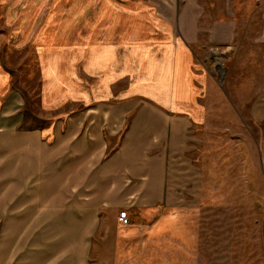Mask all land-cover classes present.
<instances>
[{
  "label": "crops",
  "instance_id": "crops-1",
  "mask_svg": "<svg viewBox=\"0 0 264 264\" xmlns=\"http://www.w3.org/2000/svg\"><path fill=\"white\" fill-rule=\"evenodd\" d=\"M96 6V26L103 28L91 35L100 42L94 60L82 50L78 75L70 68L62 78L54 59L45 60V126L15 129L21 115L8 117L3 104L7 109L9 97L0 101V264H94L92 240L100 233L104 208L113 223L126 210L130 224L114 226L113 242L121 243V251L113 250L107 263L97 239V264H163L142 262L139 252L153 242L161 248L180 244L185 234L179 222L202 202L205 177L195 150L212 81L199 52L232 43L235 29L213 18L212 4L200 0H112ZM123 18L133 47L121 55L115 41L121 40ZM33 39L55 37L37 28ZM107 42L112 44L104 48ZM50 51L53 57L55 49ZM7 84L0 68V95ZM63 101L95 107L52 113ZM241 125L251 146L247 172L264 189V86L249 101ZM184 170L187 190L174 192L185 180ZM187 199L192 204L177 209Z\"/></svg>",
  "mask_w": 264,
  "mask_h": 264
},
{
  "label": "rangeland",
  "instance_id": "rangeland-1",
  "mask_svg": "<svg viewBox=\"0 0 264 264\" xmlns=\"http://www.w3.org/2000/svg\"><path fill=\"white\" fill-rule=\"evenodd\" d=\"M200 1L210 2L212 17L228 20L230 29H235L232 43L221 46L215 45L221 43H213L212 48L199 52L204 56L200 60L204 61L212 81L206 94L207 118L197 128L201 135L196 133L195 157L205 177L201 186L202 202L190 207L192 213L185 212V218L179 222L185 234L180 244L161 248L153 242L143 246L139 255L145 263L163 260V264H264V189L261 180L247 172L251 146L242 136L241 125V116L245 118L249 101L264 86V0ZM102 2L112 0H0V68L8 75L7 88L0 95V101L3 104L9 97L7 109L3 104L8 117L21 115L15 129L46 124L41 117L46 106L42 95L48 85L44 81L45 60L54 59V70L61 78L70 68L78 75L82 50H88L94 60L100 42L91 35L97 29V33H101L103 28L97 27L99 24L95 21L96 13H100L96 4ZM16 5H21L22 9L15 8ZM120 22L121 40L117 39L115 44L124 55L133 46L126 40V18ZM37 28L42 33L50 30L55 40L35 41ZM216 36L219 40V30ZM111 44L105 43L104 48ZM52 49L55 55L50 57ZM139 60L143 66V58ZM218 66L225 69L222 79ZM87 67L89 74L95 69L92 64ZM80 92L73 94L81 95ZM55 93L61 95L59 90ZM86 107H75L63 101L59 111L52 113L57 116L78 113L95 106ZM186 174L184 170L185 180L174 187V192L187 190ZM187 202L191 201L177 202L180 205L177 209H184L182 203L192 204ZM107 209L101 211L100 233L92 240L94 264H97L95 248L100 237L106 263L113 257V250L118 255L121 251V243L113 242L112 234L114 226L119 228V225L113 223V216Z\"/></svg>",
  "mask_w": 264,
  "mask_h": 264
},
{
  "label": "built area",
  "instance_id": "built-area-1",
  "mask_svg": "<svg viewBox=\"0 0 264 264\" xmlns=\"http://www.w3.org/2000/svg\"><path fill=\"white\" fill-rule=\"evenodd\" d=\"M117 222L120 226L126 227L130 224L128 212L126 210L120 211L117 217Z\"/></svg>",
  "mask_w": 264,
  "mask_h": 264
},
{
  "label": "water",
  "instance_id": "water-1",
  "mask_svg": "<svg viewBox=\"0 0 264 264\" xmlns=\"http://www.w3.org/2000/svg\"><path fill=\"white\" fill-rule=\"evenodd\" d=\"M217 70L219 71V77H220V79H222L223 73H225V69L222 68L221 66H218L217 67Z\"/></svg>",
  "mask_w": 264,
  "mask_h": 264
}]
</instances>
